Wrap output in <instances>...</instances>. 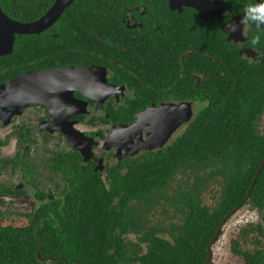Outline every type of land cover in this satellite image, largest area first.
<instances>
[{"label": "flooded vegetation", "instance_id": "obj_1", "mask_svg": "<svg viewBox=\"0 0 264 264\" xmlns=\"http://www.w3.org/2000/svg\"><path fill=\"white\" fill-rule=\"evenodd\" d=\"M57 1L0 0L15 24L11 52L0 50V230L52 224L64 238L72 220L95 263L141 264L154 240L197 237L190 201L212 213L245 181L251 165L196 136L215 97L222 106L232 88L245 138H264V30L229 28L256 0H73L41 24ZM257 173L219 221L205 263L242 209L264 221L248 204ZM258 227L248 222L232 241L245 264L240 251H264L250 237H262Z\"/></svg>", "mask_w": 264, "mask_h": 264}, {"label": "trees", "instance_id": "obj_2", "mask_svg": "<svg viewBox=\"0 0 264 264\" xmlns=\"http://www.w3.org/2000/svg\"><path fill=\"white\" fill-rule=\"evenodd\" d=\"M232 89V88H231ZM228 91L226 102L220 106L219 96L215 97L217 102L214 119L204 120L201 114L197 122V135L206 133L208 136L218 138L221 150L230 151L234 160L238 158L243 168L246 164L251 165L243 185L236 187L235 181L229 190L227 199L223 204L209 213L204 207L198 206L194 201H190V208L195 212L197 218L195 238L178 240L175 246L169 245L166 241H153V247L147 256L140 261L141 264H204L208 252L207 243L215 236L219 221L228 214L235 205L243 200L248 192V187L252 183L264 159V138L260 137L257 142H250L245 137V132L238 126V120L242 114L238 105V94ZM244 176V177H245ZM69 207L76 209L73 200L69 199ZM253 208H258L264 213V169L256 180L251 198L248 201ZM73 213H69L72 215ZM37 224L29 228L17 229L12 224L0 230V264H97L94 259L98 258L92 247L86 248L77 230V225L72 220H67V236L60 237L59 225L56 229L54 225L42 226L37 233ZM74 227V228H72ZM259 233L264 238V229L258 227ZM53 231L57 232V237L52 238ZM248 264H264V251L262 249L254 252H241ZM48 257L53 261H48ZM57 258H62L56 262ZM107 264H118L111 259Z\"/></svg>", "mask_w": 264, "mask_h": 264}, {"label": "rangeland", "instance_id": "obj_3", "mask_svg": "<svg viewBox=\"0 0 264 264\" xmlns=\"http://www.w3.org/2000/svg\"><path fill=\"white\" fill-rule=\"evenodd\" d=\"M203 200V204L211 205L208 197L207 200L206 197ZM248 222L262 224L264 226L262 215L257 212H253L251 208L246 207L238 212V214L233 216L230 222L225 226L222 237L213 248L215 253V264H245L242 259L232 252V241L240 239V232L245 229ZM250 237H253L252 239L260 240L264 245V238L260 237L257 233L250 235Z\"/></svg>", "mask_w": 264, "mask_h": 264}, {"label": "water", "instance_id": "obj_4", "mask_svg": "<svg viewBox=\"0 0 264 264\" xmlns=\"http://www.w3.org/2000/svg\"><path fill=\"white\" fill-rule=\"evenodd\" d=\"M73 0H58L56 5L53 7V9L50 11V13L41 21V24H45V26L48 25V21L52 19V22L56 20L64 11V9L72 2ZM0 24L3 25L4 27L8 26L9 31L5 30H0V39H2V43H0V50H5L8 51L9 53L12 50V45H13V34L15 33V24L9 20L1 11H0ZM17 27V24H16ZM31 27H28V29H23L21 32H30L28 31ZM17 31V30H16ZM49 74H45V76H42V80H49L53 78V75L50 74V72H47ZM27 82V81H26ZM12 87V86H11ZM70 87L68 86V92H70ZM32 91V90H31ZM33 94V91H32ZM31 92H28V96H32ZM178 125L172 126L173 129H175ZM264 166V162L262 167ZM262 167L260 168L259 172L256 175V178L253 182V184L256 183V180L262 170ZM212 260V254L210 253L209 259L205 264H210Z\"/></svg>", "mask_w": 264, "mask_h": 264}, {"label": "clouds", "instance_id": "obj_5", "mask_svg": "<svg viewBox=\"0 0 264 264\" xmlns=\"http://www.w3.org/2000/svg\"><path fill=\"white\" fill-rule=\"evenodd\" d=\"M249 25H254L258 30H264V0H256L255 3L246 6L239 24H232L229 28L235 32L242 26L244 31ZM260 42L261 36L259 34L254 35L250 40L253 46L259 45Z\"/></svg>", "mask_w": 264, "mask_h": 264}]
</instances>
